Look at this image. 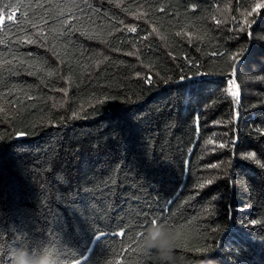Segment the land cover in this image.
<instances>
[{
	"label": "trees",
	"instance_id": "1",
	"mask_svg": "<svg viewBox=\"0 0 264 264\" xmlns=\"http://www.w3.org/2000/svg\"><path fill=\"white\" fill-rule=\"evenodd\" d=\"M21 13L0 32V264L25 241L60 264H159L141 244L153 220L175 264H264V0Z\"/></svg>",
	"mask_w": 264,
	"mask_h": 264
},
{
	"label": "clouds",
	"instance_id": "2",
	"mask_svg": "<svg viewBox=\"0 0 264 264\" xmlns=\"http://www.w3.org/2000/svg\"><path fill=\"white\" fill-rule=\"evenodd\" d=\"M176 243L173 230L156 222L145 229L141 240L144 251L153 255L159 264H175ZM10 264H60V258L48 245L25 241L10 253Z\"/></svg>",
	"mask_w": 264,
	"mask_h": 264
},
{
	"label": "snow or ice",
	"instance_id": "3",
	"mask_svg": "<svg viewBox=\"0 0 264 264\" xmlns=\"http://www.w3.org/2000/svg\"><path fill=\"white\" fill-rule=\"evenodd\" d=\"M24 0H0V32H4L5 34L7 33V31L11 30L13 25H15L16 27H19L20 24H22L24 22V17L27 15L26 13H21L20 16L17 18V20L14 21L13 17L15 15V11L16 9H19L22 5H23ZM29 8H31L32 6L29 5ZM37 8H41L43 7L42 4H36ZM56 8H59V12H54L49 10L50 15L48 13L46 14H41L39 15L37 18L41 21H44L45 23L47 22V19H56L57 16H62L64 15V11L71 10V7H76L75 4L69 6L68 4L63 5L62 7L60 5H56L54 6ZM9 9H11V11H8ZM161 11H163V9H161ZM5 15L7 17V22H5ZM72 18H76L74 13L72 14ZM61 24L64 25L65 27L68 26L69 24V19H65L63 21H61ZM31 26L33 28H37V37L43 40H46L47 37L44 36L43 32L41 29L38 28V25L36 23V20H32L31 21ZM132 32H135L136 29L133 27L131 29H129ZM177 35H179V33H177ZM5 41H0V43H4ZM36 41H34L32 38H26L24 40H18L17 43H26V44H33ZM233 59H235V57H233ZM237 66H234L233 68V73H235V71L237 70ZM49 75H51V73H49ZM236 81L235 80H230L229 81V94L232 96H236L237 92H233L231 85L235 84ZM208 183H211V181H208ZM204 185L201 184L200 187H203ZM154 222H156L155 220L151 221L150 224H153ZM158 223V222H156ZM163 224V223H160ZM106 233H99V234H94L93 238L91 239V243H102V237L106 236ZM116 235H120L123 236L124 233H117ZM140 235L142 236L143 233H140ZM175 238L177 240V235H175ZM88 251H92L91 248L88 249ZM145 252V251H144ZM146 253V252H145ZM87 257H85V261H87ZM77 264H79V261H77Z\"/></svg>",
	"mask_w": 264,
	"mask_h": 264
},
{
	"label": "rangeland",
	"instance_id": "4",
	"mask_svg": "<svg viewBox=\"0 0 264 264\" xmlns=\"http://www.w3.org/2000/svg\"><path fill=\"white\" fill-rule=\"evenodd\" d=\"M248 17H249L248 12H244L243 13V19H247ZM232 77L233 78H231L230 80H235L236 81V79L234 78V76H232ZM228 88H229V86H228ZM231 88H232V91L233 92H237V94H239V86L237 85V82L235 84L231 85ZM233 97H235V96H233Z\"/></svg>",
	"mask_w": 264,
	"mask_h": 264
},
{
	"label": "built area",
	"instance_id": "5",
	"mask_svg": "<svg viewBox=\"0 0 264 264\" xmlns=\"http://www.w3.org/2000/svg\"><path fill=\"white\" fill-rule=\"evenodd\" d=\"M231 74H232V76H233V71L231 72ZM231 78H233V77H231ZM237 96V95H236Z\"/></svg>",
	"mask_w": 264,
	"mask_h": 264
}]
</instances>
